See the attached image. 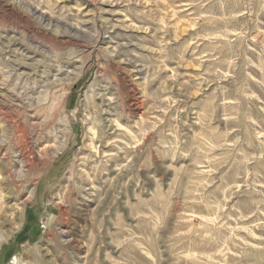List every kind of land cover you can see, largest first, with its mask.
<instances>
[{"label":"rangeland","instance_id":"374dc122","mask_svg":"<svg viewBox=\"0 0 264 264\" xmlns=\"http://www.w3.org/2000/svg\"><path fill=\"white\" fill-rule=\"evenodd\" d=\"M263 28L264 0H0V264H264Z\"/></svg>","mask_w":264,"mask_h":264},{"label":"crops","instance_id":"0c3cea01","mask_svg":"<svg viewBox=\"0 0 264 264\" xmlns=\"http://www.w3.org/2000/svg\"><path fill=\"white\" fill-rule=\"evenodd\" d=\"M254 40L257 41V47H261L264 52V28L255 34Z\"/></svg>","mask_w":264,"mask_h":264},{"label":"bare ground","instance_id":"6f19581e","mask_svg":"<svg viewBox=\"0 0 264 264\" xmlns=\"http://www.w3.org/2000/svg\"><path fill=\"white\" fill-rule=\"evenodd\" d=\"M18 217H19V216H17V217L15 218V220H16V219L18 220Z\"/></svg>","mask_w":264,"mask_h":264}]
</instances>
